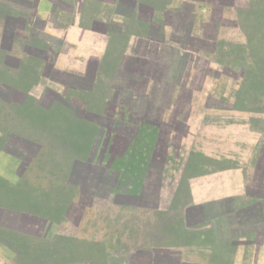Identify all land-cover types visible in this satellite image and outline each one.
I'll list each match as a JSON object with an SVG mask.
<instances>
[{
	"label": "crops",
	"instance_id": "crops-1",
	"mask_svg": "<svg viewBox=\"0 0 264 264\" xmlns=\"http://www.w3.org/2000/svg\"><path fill=\"white\" fill-rule=\"evenodd\" d=\"M234 2L38 0L36 15L63 45L52 69L77 84L55 83L66 113L80 108L88 134L97 130L91 117L122 116L109 136L119 156L140 131L152 133L146 154L133 158L147 159L145 195L193 209L197 257L264 264V113L236 106L240 80L235 90H210V80L232 78L213 57L224 32H240L223 8ZM204 213L210 224L198 225Z\"/></svg>",
	"mask_w": 264,
	"mask_h": 264
},
{
	"label": "rangeland",
	"instance_id": "rangeland-1",
	"mask_svg": "<svg viewBox=\"0 0 264 264\" xmlns=\"http://www.w3.org/2000/svg\"><path fill=\"white\" fill-rule=\"evenodd\" d=\"M246 1L235 0V7L224 3V11L233 13L236 19L234 8H245ZM35 17L38 18L37 15ZM224 24H227V21ZM236 28L240 29L239 26ZM222 39L243 43L246 37L241 31L229 30L223 33ZM54 44L62 53L63 45L57 40ZM219 70L224 69L219 68ZM204 72H206L205 69ZM238 76L236 74V76L232 75L231 79H212L210 90L214 92L235 90L240 80ZM48 81L43 78L33 88V93L35 92L34 94L39 99H43L42 96L48 87L55 90L56 84ZM59 86L62 84L59 83ZM27 102L32 103L29 99ZM51 103L52 106L47 112L44 111L45 108L38 105L40 115L28 118L18 112V115L11 116L12 125L8 127L6 124L5 127H0V264H154L149 257H141L142 251L136 253V251L129 252V250L121 249L119 242L128 244L137 241V245H141L144 234L153 223L160 225L161 233L169 232L165 243L171 249L179 248L182 252L181 259L186 264H249V260L236 263V261L217 256L206 259L197 257L194 245L179 242L181 238L175 236V234L179 235V231L174 229L175 225L167 227V223L175 222L177 214L184 219L187 215L184 210H178L179 213L173 215V206L167 205L168 198L163 204L161 197L151 199L155 200L153 205L146 204L141 208L138 206V204L142 205L140 202L144 199L147 185L143 179L146 172L144 160L122 159L118 163L119 153L109 163L108 151L103 159L98 158V151H96L95 159H86L89 152L86 153L82 149L77 150L75 145L78 143L76 141L78 134L74 131L73 135V130H70V136H74L75 140L70 141V159L66 153L67 150L65 151L63 147V153L56 159H53L55 151L52 155L47 152V149H42L28 165L23 178H20L16 170L21 163L20 159L6 153L2 144L9 133L17 135L18 133L24 134L26 131L28 134L25 126L29 123L42 140L62 143L66 139L64 134H69L70 125H72L70 115L66 113V110L55 111L58 107L60 108L59 101L52 100ZM20 116L25 117L26 120L16 123L22 119ZM106 118L109 120V117ZM118 118L119 116L114 117V120ZM1 119L0 123H3ZM102 120L105 121V119ZM18 125L22 128L21 130L18 129ZM108 133L105 131L103 139L116 134L111 133L108 136ZM108 139L107 146L112 143V138ZM128 139L131 140V136ZM49 152H53V149H49ZM73 158L90 161L92 166L106 167L111 171L112 184L109 189L110 197L106 204L95 195L86 196L89 200L91 199L90 205L82 204L85 183L71 177ZM138 161L143 162L141 167ZM74 164L83 168L80 160H76ZM168 191L167 194L170 192ZM117 194L122 196L123 202L120 206L113 202ZM192 214L194 211L191 212ZM23 220L26 223L20 227V222ZM127 220L135 222L134 228H123ZM188 231H191L190 235L195 232L189 229ZM146 239L149 240V237L147 236Z\"/></svg>",
	"mask_w": 264,
	"mask_h": 264
},
{
	"label": "flooded vegetation",
	"instance_id": "flooded-vegetation-1",
	"mask_svg": "<svg viewBox=\"0 0 264 264\" xmlns=\"http://www.w3.org/2000/svg\"><path fill=\"white\" fill-rule=\"evenodd\" d=\"M37 2L38 0L35 3L28 2L27 0H0V6H5L8 8L9 12L4 16H0V119L3 117L1 119L3 123H0V127H5L6 124L8 127L12 125V123H10L11 116L18 115V112L24 114V116L28 113L31 116H37L38 114L40 115V113H38L39 106L45 108L44 111L47 112L52 106V100H57L60 103H58L60 108L54 109L55 111L58 110L61 112V110L67 108L69 101L51 87L45 90L42 96L43 99H39L38 96L34 94L35 92L33 93V88L37 86L43 78L48 79L51 83H61L63 87L68 89H70V86H77V84H70L69 78L57 75L52 69V66L61 52L54 44L56 40L42 31L43 21L35 17ZM55 9H57V5L53 6L52 13H54ZM31 39L39 41L40 45L34 46L27 44V41ZM42 42H47L45 48L41 47ZM29 57L31 59L33 58L34 61L28 59ZM28 99L32 101V103L28 104ZM55 104H57V102H55ZM68 111L70 112V108ZM72 111L75 114V118L88 119L80 108L75 107ZM1 113H3L2 116ZM61 114H63V112ZM20 117L22 119L16 123L26 120V116ZM91 119L98 125V128L95 133L93 145L86 159H95L96 151L99 152L98 158L103 159L108 151L110 154L109 163H111L113 158L120 153V148H117L112 143L107 146L109 137L103 139V134L105 127L109 132L115 130L116 127H108L105 121L98 116L91 117ZM30 125L29 123L25 126L27 127L28 134H26V131L24 134L18 133L17 135L9 133L6 140L2 139L3 141L5 140L2 144L4 151L21 161L18 169H16L17 175L20 178H23L28 165L34 160L38 151L42 149H47V152L52 155L55 151L53 159H56L58 155L60 157L63 153V147L64 150H67L66 153L70 159V129L69 134H64V136L66 135V139L63 140L62 143H55V141L47 142L42 140L38 132L33 130ZM18 129L21 130L22 128L19 126ZM49 149H53V152H49ZM49 157L51 156L49 155ZM71 177L82 180L85 183L82 197L83 205L91 204V199L89 200V198H86V196L89 197L91 195H95L101 202L107 203L110 197L109 189L112 184V173L109 169L95 166V169L92 167L87 170L73 164L71 165ZM91 188H94V192L93 190L91 191ZM86 190H90V192H86ZM113 202L120 206L123 202L122 196L120 194L115 195ZM25 223L24 220L21 221L20 227L24 226ZM147 232L154 233L155 230L150 226L146 233ZM132 249L133 248H130L129 252L133 251ZM139 252L140 250L136 249V253ZM171 253H176L178 257L182 255L181 250L174 247L173 249L169 247H153L151 252L144 254L147 255L154 264H174V259L172 260L170 257Z\"/></svg>",
	"mask_w": 264,
	"mask_h": 264
},
{
	"label": "trees",
	"instance_id": "trees-1",
	"mask_svg": "<svg viewBox=\"0 0 264 264\" xmlns=\"http://www.w3.org/2000/svg\"><path fill=\"white\" fill-rule=\"evenodd\" d=\"M28 2L35 3L37 0H27ZM232 1V0H230ZM232 5L235 7V2ZM3 6V5H2ZM0 6V16H4L5 14L9 13L8 8L5 6ZM236 9V19L232 22L236 27L239 26L240 31L244 34L246 37L245 42H235L232 40L229 41H220L216 45V51H215V59L221 66L220 68L224 70H220V75L222 76H236L238 74L240 83H239V89L237 90L238 96L236 101V106L238 108L248 109L251 112L254 113H264V0H247L245 8H234ZM57 10V9H56ZM14 13V12H13ZM12 13V14H13ZM71 21V20H70ZM29 29V27H28ZM27 29V30H28ZM27 44L29 45H40L39 41L31 39L27 41ZM41 47L45 48L47 46V42H42ZM204 57L209 58L208 53L203 54ZM30 60V57L28 58ZM34 61V60H33ZM38 61V60H37ZM1 62V60H0ZM117 70V69H116ZM36 76V74H35ZM178 86L175 85V87ZM174 90V87L172 91ZM26 117H31V115L25 114ZM121 117V118H120ZM105 119L107 122L106 125L108 127H116L115 130H111L110 132L106 130V127L104 128V132H109L107 135L109 136L111 133H119L118 130L121 129V122L124 120L122 116H119V120L113 118H109V120L105 117L102 118ZM128 119V118H127ZM72 120V121H71ZM70 122L72 125H70V130H73L76 134H78V137L76 141V148L78 151H81L80 149L84 150V152L88 153L91 149L95 133H86L85 128L88 127V121H84L83 119H77L74 116L70 115ZM97 128L98 125L96 124ZM80 134V135H79ZM128 135L127 133H125ZM131 134V133H130ZM105 135V133L103 134ZM149 136H152L151 132H148V130L143 129L139 132L138 138H135L134 142H130L128 148L124 152L123 156H120L118 158V163L122 159H133L136 158V156L142 157L147 152V139ZM70 139L72 141V137L70 136ZM90 139V141H89ZM76 151V150H75ZM77 152V151H76ZM144 165L146 166L147 159H143ZM116 162V163H117ZM139 162V161H138ZM143 162H139V166H142ZM95 169V166H92ZM138 174V172H137ZM140 176V175H139ZM185 181H183L182 186L184 185ZM183 188V187H182ZM94 188L91 189V191ZM184 189L181 190L180 194L176 197V200L181 202L183 204L182 200H185L186 194ZM151 196H144V199L140 202L141 204H138V206L141 208L143 205L146 204H154L155 200L148 201ZM153 197H157L153 196ZM173 206V205H172ZM137 207V208H139ZM184 205H177V211L176 209L173 210L174 213H179L178 210H184L182 209ZM174 208V207H173ZM191 208V207H188ZM137 210V209H136ZM135 211V210H134ZM140 211V210H139ZM185 211V210H184ZM187 215L183 219V217L179 216V214L175 215V222L173 224L167 223V227H172L175 225L174 229L176 231H179L176 235L177 237L181 238L182 243H188L190 246L193 245V243H190L188 237L191 234V231L199 226H194L195 223H189L190 221H195V213L191 215V212H193V209H188L185 211ZM209 213L203 214V222L198 223V225H207L210 224V217ZM190 216V217H189ZM134 217V216H132ZM206 218V219H205ZM128 221V220H127ZM174 221V220H173ZM128 223V224H127ZM135 222H131L129 220L126 222V224H123L124 229H128L129 227L134 228ZM164 227L165 224L163 223ZM151 226L154 228L155 232H147L144 234L142 241L140 242L141 245H137V241H133L130 243H122L121 241V249H125L128 251L130 248H133V251H136V249H139L141 252V257H148L144 253L151 252V249L153 247H168L165 243L166 239H168L169 232L166 231L163 233L160 232V225L156 223L151 224ZM132 228V229H133ZM199 229V228H198ZM198 231V230H196ZM189 232V233H187ZM152 234V235H151ZM149 237V240L146 239V237ZM163 236V237H162ZM175 241V240H173ZM87 252V251H85ZM172 260L174 259V264H184V262L180 257L176 256V253L170 254ZM140 257V258H141ZM124 258V257H123ZM122 258V259H123ZM207 264V263H206Z\"/></svg>",
	"mask_w": 264,
	"mask_h": 264
}]
</instances>
